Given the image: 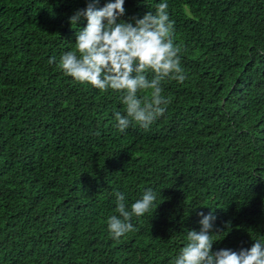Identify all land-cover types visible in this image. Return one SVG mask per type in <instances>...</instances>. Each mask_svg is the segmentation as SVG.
Listing matches in <instances>:
<instances>
[{
	"label": "trees",
	"instance_id": "1",
	"mask_svg": "<svg viewBox=\"0 0 264 264\" xmlns=\"http://www.w3.org/2000/svg\"><path fill=\"white\" fill-rule=\"evenodd\" d=\"M89 2L0 0V264H172L200 212L213 252L250 249L264 239V0H125V21L169 4L187 78L124 132L116 92L58 67ZM148 188L155 207L113 239L115 193L131 205Z\"/></svg>",
	"mask_w": 264,
	"mask_h": 264
},
{
	"label": "clouds",
	"instance_id": "2",
	"mask_svg": "<svg viewBox=\"0 0 264 264\" xmlns=\"http://www.w3.org/2000/svg\"><path fill=\"white\" fill-rule=\"evenodd\" d=\"M99 3L100 0H90L85 9L70 18L72 25L82 17L87 24L77 31L74 50L61 56L59 70L78 84L119 95L126 112L114 114L120 132L132 124L148 129L164 115L169 104L163 94L164 82L182 84L187 78L181 66V48L174 42L175 21L170 18L169 4L158 3L154 12L125 21V0H107L103 7ZM55 62V57L49 60L50 64ZM115 196L116 214L108 217L107 228L112 238L119 240L137 230L133 218L149 214L157 194L148 188L131 205L122 193L116 192ZM198 215L201 230L187 231V243L172 264H264V239L239 252H213V236L219 235L212 233L215 216L211 212Z\"/></svg>",
	"mask_w": 264,
	"mask_h": 264
}]
</instances>
